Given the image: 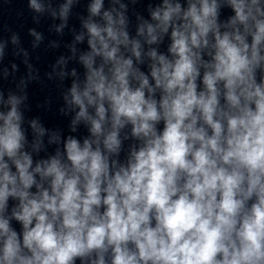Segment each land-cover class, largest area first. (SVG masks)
Here are the masks:
<instances>
[{
  "label": "clouds",
  "instance_id": "obj_1",
  "mask_svg": "<svg viewBox=\"0 0 264 264\" xmlns=\"http://www.w3.org/2000/svg\"><path fill=\"white\" fill-rule=\"evenodd\" d=\"M148 11L132 35L120 0L88 5L64 96L84 137L40 156L48 130L29 141L26 97L0 92V264H264V0Z\"/></svg>",
  "mask_w": 264,
  "mask_h": 264
}]
</instances>
